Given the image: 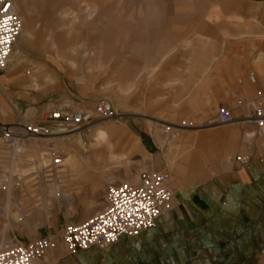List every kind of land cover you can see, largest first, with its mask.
<instances>
[{
	"label": "rangeland",
	"instance_id": "rangeland-1",
	"mask_svg": "<svg viewBox=\"0 0 264 264\" xmlns=\"http://www.w3.org/2000/svg\"><path fill=\"white\" fill-rule=\"evenodd\" d=\"M13 9L23 28L9 64L19 67L28 95L82 89L95 99L83 112L106 100L117 117L92 121L85 147L58 132L14 155L0 138V238L6 246L40 237L56 242L65 225L105 207L107 187L139 184L149 160L137 131L148 130L149 121L169 126V115L183 110L197 115L195 84L227 82L221 68L236 43L230 36L245 22L239 0H16ZM241 41L251 49L250 40ZM33 112L22 114L29 119ZM87 158L94 171L81 170ZM8 202L15 207L5 219Z\"/></svg>",
	"mask_w": 264,
	"mask_h": 264
},
{
	"label": "crops",
	"instance_id": "crops-1",
	"mask_svg": "<svg viewBox=\"0 0 264 264\" xmlns=\"http://www.w3.org/2000/svg\"><path fill=\"white\" fill-rule=\"evenodd\" d=\"M239 3L245 22L230 36L236 43L221 68L227 82L195 84L196 116L183 110L169 115V126L149 121L148 130L136 133L148 172L169 174L172 209L152 229L111 247L69 256L56 240L35 264H264V134L251 122L256 104L264 105V58H258L264 44L255 41L264 39V0ZM244 39L252 43L248 51ZM21 75L12 64L0 73V124L23 111L82 112L95 103L82 89L28 95ZM223 106L232 122L220 125L215 111ZM189 117L192 129L185 126ZM240 155L249 163H235Z\"/></svg>",
	"mask_w": 264,
	"mask_h": 264
},
{
	"label": "built area",
	"instance_id": "built-area-1",
	"mask_svg": "<svg viewBox=\"0 0 264 264\" xmlns=\"http://www.w3.org/2000/svg\"><path fill=\"white\" fill-rule=\"evenodd\" d=\"M15 1L0 0V73L8 68L9 56L22 31L21 19L13 9ZM31 114L32 117L28 119L21 112L13 123L0 124L2 143L15 153H19L25 143L58 132L75 136L85 146L92 121L117 117L106 100L98 101L93 113L54 109L39 119H34L36 114ZM215 115L220 125L232 122L224 106L218 107ZM252 115L251 122L256 131L264 134V105L257 103ZM185 126L189 129L195 127L192 122ZM249 161L247 155L234 159L239 166ZM53 163L58 164V158L53 159ZM169 181V174L165 171L149 172L140 175L139 184L107 187L105 207L100 212L85 222L69 223L62 228L60 240L67 255L73 256L91 247H111L122 237L132 239L152 229L156 221L172 209ZM54 244L55 240L43 237L27 244L14 240L0 248V264H35Z\"/></svg>",
	"mask_w": 264,
	"mask_h": 264
},
{
	"label": "bare ground",
	"instance_id": "bare-ground-1",
	"mask_svg": "<svg viewBox=\"0 0 264 264\" xmlns=\"http://www.w3.org/2000/svg\"><path fill=\"white\" fill-rule=\"evenodd\" d=\"M21 27H22V26H21ZM22 28H23V27H22ZM21 32H22V31H21ZM94 109H95V108H94ZM70 136H72V135H70ZM98 142L100 143V139H98ZM81 145H82V142H81ZM86 145H87V144H86ZM86 145H85V146H86ZM85 146L82 145V147H85ZM22 150H23V146L20 147V151H19V153H15V152H13V151H12V152L14 153V155H18V154H20V153L22 152ZM77 157H78V156L75 155V158H77ZM79 163H80V162H79ZM81 163H82V162H81ZM81 163H80V164H81ZM82 164H84V163H82ZM84 167L90 168V167H89V158H87V161H86V164H84ZM9 190H10V189H9ZM10 195L12 196V193H11ZM10 195H9V196H10ZM8 201H9V200H8ZM12 207H15V206L11 205L9 202L6 203V205H5V210L2 211V213H3L2 216H3L5 219H6V218H7V219L12 218V216H10V210H11ZM16 211H17V209H16ZM39 216H40V215H39ZM4 246H6V245H5V242H4L3 237H1V238H0V248H1V247H4Z\"/></svg>",
	"mask_w": 264,
	"mask_h": 264
}]
</instances>
